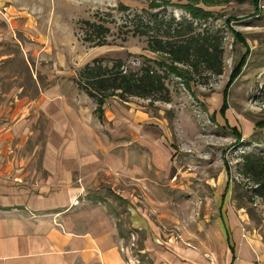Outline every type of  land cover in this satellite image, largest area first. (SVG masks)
<instances>
[{
    "label": "rangeland",
    "instance_id": "rangeland-1",
    "mask_svg": "<svg viewBox=\"0 0 264 264\" xmlns=\"http://www.w3.org/2000/svg\"><path fill=\"white\" fill-rule=\"evenodd\" d=\"M186 1L0 0V84L23 87V94L34 98V76L64 75L74 81L95 59L109 65L121 60L125 69L135 71L147 60L157 67L168 64L165 57L146 50V39L127 34L125 22L149 10L152 2L162 6L150 10L154 14L189 18ZM196 6L212 13L207 21L197 22L201 29L224 39L223 74L206 80L179 67L166 83L169 103L110 98V104L128 103L149 117L143 116L153 124L148 135L159 140L167 163L156 172L145 162L136 178L99 176L85 185L87 204L105 210L118 228L127 264H160L146 252L151 241L163 253L183 244L207 252L210 264H224L228 250L221 223L228 211L242 232L264 249V204L239 174L244 154L264 153V0ZM124 7L129 11H122ZM6 12L12 32L2 20ZM99 18L108 20L110 28L103 47L86 41L83 25ZM236 131L242 135L238 144ZM137 214L147 231L137 228Z\"/></svg>",
    "mask_w": 264,
    "mask_h": 264
},
{
    "label": "crops",
    "instance_id": "crops-1",
    "mask_svg": "<svg viewBox=\"0 0 264 264\" xmlns=\"http://www.w3.org/2000/svg\"><path fill=\"white\" fill-rule=\"evenodd\" d=\"M1 15L10 30L11 16ZM34 79V98L0 84V264H127L118 228L87 204L85 185L99 176L136 178L145 162L164 167L159 140L148 135L153 124L109 99L99 118L94 100L64 75ZM229 215L223 263L264 264V249ZM145 248L160 264H210L207 252L183 244L167 253L153 241Z\"/></svg>",
    "mask_w": 264,
    "mask_h": 264
},
{
    "label": "trees",
    "instance_id": "trees-1",
    "mask_svg": "<svg viewBox=\"0 0 264 264\" xmlns=\"http://www.w3.org/2000/svg\"><path fill=\"white\" fill-rule=\"evenodd\" d=\"M187 1L184 9L189 13V18L176 19L154 14L150 10L162 6L152 2L149 10L128 16L125 22L127 34L146 39V50L165 57L168 64L161 63L157 67L154 61L147 60L135 71L125 69L121 60L109 65L95 59L79 72L74 81L81 91L94 100L99 118H102L104 103L112 97L122 100L136 97L169 103L170 91L166 83L171 74H177L179 67L187 68L192 75L202 76L206 80L223 74L224 39L218 32L206 27L201 29L197 22L207 21L212 13L196 6L213 7L223 0H191L192 4L190 0ZM122 11H129V8L124 7ZM107 23L108 20L101 18L98 22L84 21L85 33L89 37L86 41L94 43L96 47L107 45L106 37L110 33ZM261 99L264 100V85ZM223 106H227L225 101ZM235 138L236 144L240 143L241 133L236 131ZM239 174L253 185L254 195L264 204V153L244 154Z\"/></svg>",
    "mask_w": 264,
    "mask_h": 264
}]
</instances>
